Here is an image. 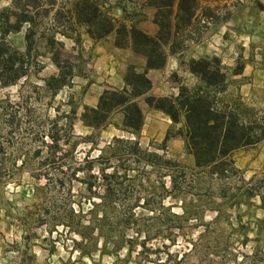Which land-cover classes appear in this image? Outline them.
Listing matches in <instances>:
<instances>
[{
	"label": "trees",
	"instance_id": "1",
	"mask_svg": "<svg viewBox=\"0 0 264 264\" xmlns=\"http://www.w3.org/2000/svg\"><path fill=\"white\" fill-rule=\"evenodd\" d=\"M106 2L65 0L62 8L53 14V29L46 35L34 31L35 16L25 11L28 3L20 6L11 0L7 9L0 10V91L30 77L36 78L41 70L38 59H45L55 70L53 75L40 80V91L49 100L59 90L70 87V80L79 73H72L63 60L61 44L54 41L55 35L74 43L81 35L90 44L110 38L114 49L128 50L142 61L140 67L124 66L119 90H101L93 108L80 107L78 121L89 132L81 139L82 143L95 148L99 136L107 130L120 137L112 136L93 159H88L85 153L80 167L70 173L75 181L76 174H85L84 181L55 183V189L66 186L63 200L48 199L49 208L40 209L36 217L28 215L17 222L23 236L30 226L43 229L46 237L61 233L69 243L71 254L78 260H90L95 256L113 263L122 253L124 260L133 255L140 264L164 263L171 258L165 252L173 246L174 236H181V226L190 222L202 230L219 223L229 226L227 212L243 201L255 198L261 206L263 201L258 187L263 185L255 183L250 189H241L230 188L227 183H177L176 178L167 177L169 183H152L143 193V185L148 183H131L126 175L128 172L141 173L143 168L166 172L175 164L138 148L137 138L143 122L139 103L160 114L170 125L179 126L174 136L179 138L182 150L191 158L193 169L204 172L208 178L226 175L228 169L224 161L233 152L263 142L264 128L237 100L221 97L225 91V76L216 58L180 62L184 45L192 43L198 0H145L143 5L153 11L152 35L136 29L133 24L110 19ZM123 6L120 8L125 14ZM209 18L202 17L204 21ZM22 26L25 28L19 51L7 37L19 33ZM39 42L42 53H37ZM169 57H175L195 83L186 88L177 84L171 74L169 78L177 85L175 97H152L146 72L161 70ZM240 73L238 65L229 74L235 77ZM66 106L67 113L60 117L63 127H56L57 119L50 122L51 129L46 135L50 150L61 140L58 132L65 136L62 143H67L75 108L69 103ZM0 112L7 114L10 124L13 115L5 100L0 101ZM92 170L101 183H97ZM104 170H108V174H104ZM41 189H35L33 194L37 196L38 206L46 200L40 194ZM70 191L73 195H69ZM173 209L176 211L172 212ZM261 210L264 209L261 207ZM204 213L213 215L207 223H202ZM163 233L167 236L162 237ZM162 238L167 245L152 248L149 244V240ZM21 240L28 242L24 237ZM189 247L194 248L192 243ZM212 248L206 247V251ZM218 249L226 251L227 247L222 244ZM159 251L163 260L159 259ZM169 264H175L174 260Z\"/></svg>",
	"mask_w": 264,
	"mask_h": 264
},
{
	"label": "rangeland",
	"instance_id": "2",
	"mask_svg": "<svg viewBox=\"0 0 264 264\" xmlns=\"http://www.w3.org/2000/svg\"><path fill=\"white\" fill-rule=\"evenodd\" d=\"M10 1L0 0V10L7 9ZM64 1L15 0V3L20 6L28 3L25 11L35 16L34 31L46 35L53 29V14L62 8ZM129 4L138 6L139 13L129 12ZM123 5L127 11L125 14L120 8ZM105 6L113 21L136 19L139 20L134 24L136 29L147 35L154 33L147 20L152 10H145L142 0H107ZM198 7L191 32L192 43L184 45L180 62L216 58L225 76V91L221 97L237 100L264 128V0H198ZM202 17H210V20L204 21ZM24 28L22 26L19 33L7 37V41L19 51ZM109 40L105 38L90 44L79 35L74 43L54 36V41L61 44L63 60L71 67L72 73H79V76L73 77L70 87L59 90L52 100L40 91V80L55 73L45 59L37 60L41 70L36 78L30 77L0 91V101H6L10 106L9 113L13 115L9 124L7 114L0 112V264H140L133 255L124 260L122 253L113 263L110 259L95 256L90 260H78L75 254H71L69 243L61 233L46 237L43 229L30 226L23 236L17 222L28 215L36 217L40 209L49 208L48 199L63 200L66 186L55 189V183L84 181L85 174H76L75 181L70 173L80 167L85 153L88 159H93L112 136L120 137L107 130L99 136L97 146L91 148L81 141L89 132L78 121L83 101L91 100L102 88L113 89L115 77L122 73L124 66L140 67L142 64L133 56L110 55ZM41 45L39 42L37 53H42ZM108 57L110 60L105 59ZM238 65L241 66L240 75L230 76V71ZM171 74L177 84L186 88L195 83L186 72L166 71L164 75L170 89L176 90L177 86L175 80L169 78ZM148 79L155 89L166 87L163 72L162 75L160 72L150 74ZM31 87L37 90L33 91ZM66 103L75 108L67 143H62L65 136L58 132L61 140L50 150L46 138L51 129L50 122L57 119L56 127H63L60 117L67 113ZM139 109L143 122L137 138L138 148L175 164L166 172L147 168L141 173L137 170L128 172L126 175L131 183H148L143 185V193L152 183H169L167 177L176 178L177 183H227L230 188L241 189H250L255 183L263 185L258 187L263 201L261 206L255 198L243 201L227 212L229 226L219 223L204 230L194 227L192 222L181 226V236H174L173 246L165 252L171 258L155 264H169L172 260L175 264H264V210H261V207L264 209V141L233 152L224 161L228 169L226 175L208 178L204 172L193 169L191 158L182 150L179 138L174 136L179 126L170 125L167 119L147 110L142 103H139ZM128 165L132 169L130 162ZM108 172L104 170V174ZM91 173L97 183H101L94 170ZM37 188H42L40 194L46 197L40 206L37 196H33ZM71 191L69 195H73ZM212 217L211 213H204L202 223ZM162 235L167 236L166 233ZM22 237L28 242L21 240ZM189 243L193 244V249ZM149 244L158 248L167 242L162 238L149 240ZM222 244L226 245V251L218 249ZM206 247L214 248L207 252ZM159 257L163 260L161 251Z\"/></svg>",
	"mask_w": 264,
	"mask_h": 264
},
{
	"label": "crops",
	"instance_id": "3",
	"mask_svg": "<svg viewBox=\"0 0 264 264\" xmlns=\"http://www.w3.org/2000/svg\"><path fill=\"white\" fill-rule=\"evenodd\" d=\"M145 0H142V2L144 3ZM143 8H145V10L147 9L144 5H143ZM149 19H147L149 22L151 21V17H152V14H153V11H150L149 13ZM122 18V17H121ZM123 19V18H122ZM141 20H145L144 18H141ZM123 23H126L128 25L130 24H135L136 22H138L139 20H130V21H124L121 20ZM153 28L152 26L150 27V31L153 32ZM108 44L111 46V40L108 41ZM112 47V46H111ZM110 55L112 56H116V55H120V54H123L125 56V58H129L131 57V53L128 51V50H117V49H114L113 47L111 48V51L109 53ZM107 60H110V58H105ZM178 60L175 58V57H169L167 58L163 68L159 71H147L146 72V79L149 81L150 83V90H149V95L153 96V97H166V96H170V97H175L176 95V90L175 89H170L169 86L167 85V81H166V77L164 75V72L168 71V72H174V71H182L183 73H185V71L183 70L184 68L182 66H179L178 64ZM106 69V68H105ZM157 72H160V74L162 75V72H163V76H164V86H166L165 88H162L161 86L158 88V89H155L152 87L151 85V82L150 80L148 79V76H150V74H153V73H157ZM112 88L115 89V90H119L121 88V73L118 74L116 77H115V82L114 84L112 85ZM101 90H104V88H102ZM100 90V91H101ZM100 91H98L94 97L89 100L88 102H84L82 103V106H85V107H88V108H93L94 105H95V101H96V97L97 95L100 93ZM153 113H156V112H153ZM158 114V113H156ZM160 115V114H159Z\"/></svg>",
	"mask_w": 264,
	"mask_h": 264
},
{
	"label": "built area",
	"instance_id": "4",
	"mask_svg": "<svg viewBox=\"0 0 264 264\" xmlns=\"http://www.w3.org/2000/svg\"><path fill=\"white\" fill-rule=\"evenodd\" d=\"M128 6H129V7H128V10L134 12L135 14H136V13H139V7H138V6L133 5V4H129Z\"/></svg>",
	"mask_w": 264,
	"mask_h": 264
}]
</instances>
